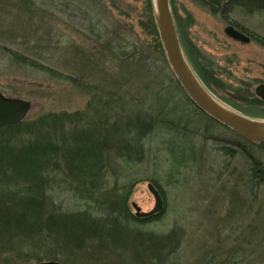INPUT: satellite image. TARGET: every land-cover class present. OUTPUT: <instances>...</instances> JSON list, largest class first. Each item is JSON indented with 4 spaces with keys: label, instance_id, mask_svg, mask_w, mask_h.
<instances>
[{
    "label": "rangeland",
    "instance_id": "1",
    "mask_svg": "<svg viewBox=\"0 0 264 264\" xmlns=\"http://www.w3.org/2000/svg\"><path fill=\"white\" fill-rule=\"evenodd\" d=\"M171 2L183 52L205 88L236 112L264 120V100L256 94L264 84V46L255 39L264 38V11L237 7L227 17L197 0ZM149 15L148 0H0V90L33 103L22 126L41 127L55 117L42 127L52 140L61 133L71 142L79 131L96 135L102 124L139 138L141 158L108 154L93 197L112 203L127 197L135 217L134 204L143 212L155 206L150 182L165 198L158 218L125 221L114 232L105 225L85 245L63 246L56 226L54 237L16 235L0 244V264H264V182L256 174H264V143L243 139L188 99L163 44V54L157 47ZM229 26L251 41L227 35ZM19 54L64 79L23 63ZM32 132L1 130L0 160L8 164L10 149L34 140ZM55 165L47 169L55 186L40 197L46 214L106 222L93 197L84 200L71 189L65 163Z\"/></svg>",
    "mask_w": 264,
    "mask_h": 264
},
{
    "label": "trees",
    "instance_id": "2",
    "mask_svg": "<svg viewBox=\"0 0 264 264\" xmlns=\"http://www.w3.org/2000/svg\"><path fill=\"white\" fill-rule=\"evenodd\" d=\"M197 1L214 13H222L224 16H227L237 7L243 8L248 12L264 11V0ZM148 8L151 34L163 54L164 51L155 20L152 0H148ZM255 39L264 46V38L256 37ZM18 56H20L18 58L23 63L38 68L50 74L53 78L64 79V75L57 70L42 66L36 60L28 61L24 55L19 54ZM202 79L206 82L204 77ZM67 116L62 115L64 124L68 118ZM55 119L58 120L55 117H45L44 121L41 120V123L44 124L41 127L36 123L23 127V123H21L17 126L0 129V131H22L24 128H28L29 131L33 129L32 134L36 133L34 140L27 144H22L16 149H10L8 164H6V160H0V244H11L12 238H15L16 235L17 237H26L32 234L41 235L40 233L43 232V234L50 233L49 236L54 237L51 234V226H56L58 228L57 234L55 233L56 239L63 246L85 245L89 237H97L96 235L100 234L105 225L106 227H112V232H114L116 227L126 225L125 221L136 223L144 220L130 214L126 206L127 197L122 201L123 204L121 202L112 203L109 198L105 201H99L98 197H93L97 193V188L100 189L101 178L99 177L104 170L105 162L108 160V154L115 152L118 157L126 160L133 157L141 158L143 145L138 140L139 138L132 136L130 139L128 136L105 130V126L102 124L101 130L96 135L95 130L90 132L79 131L74 136L75 140L71 142L67 139L69 137L67 134L61 133L56 140L55 138L52 140L51 136L48 137V134L46 135L45 132H42V127L47 126L48 123L55 121ZM52 124L56 125L55 122H52ZM142 126L144 130L147 128L145 123H142ZM151 127L152 125L150 124L149 129ZM53 129L57 131V125ZM139 135L142 136L141 133ZM82 139L86 141V145L82 143ZM61 161L65 163L63 169H65L67 175L74 177V183L70 185L71 189H76L84 200H92L91 197H93L94 205L104 210L101 217L104 215L106 222L101 219L94 220L88 216H79V218L72 220L69 218L58 220L54 219L56 217L46 214L44 199L40 197L46 198L48 191L55 186L52 184V176L47 172V169L51 162L56 163L55 167H59ZM261 179L264 182V174L261 175ZM11 184L15 185L16 191H11ZM64 189L66 190V186ZM157 216L146 220L150 221L158 218Z\"/></svg>",
    "mask_w": 264,
    "mask_h": 264
},
{
    "label": "water",
    "instance_id": "3",
    "mask_svg": "<svg viewBox=\"0 0 264 264\" xmlns=\"http://www.w3.org/2000/svg\"><path fill=\"white\" fill-rule=\"evenodd\" d=\"M154 13L160 40L163 44L168 62L188 97L209 117L232 129L243 139L253 142H264V120L246 117L219 102L194 74L183 52L177 26L175 23L171 0H154ZM226 33L235 40L248 43L251 38L233 26L226 28ZM257 96L264 100V84L256 88ZM33 108V103L18 97L6 96L0 90V129L22 123ZM262 127H261V126ZM258 128V129H256ZM148 189L155 198V206L149 212H142L134 204L136 216L147 218L160 214L164 209V200L154 183ZM36 264H62L60 262H39Z\"/></svg>",
    "mask_w": 264,
    "mask_h": 264
},
{
    "label": "flooded vegetation",
    "instance_id": "4",
    "mask_svg": "<svg viewBox=\"0 0 264 264\" xmlns=\"http://www.w3.org/2000/svg\"><path fill=\"white\" fill-rule=\"evenodd\" d=\"M189 99V98H188ZM262 143H264V142H262ZM257 144V143H256ZM259 144H261V143H259ZM259 173H257L256 172V174H260V173H262V175H263V172L260 170V171H258ZM260 179V181H261V177L259 178ZM156 186V185H155ZM157 187V186H156ZM158 188V187H157ZM158 190H159V188H158ZM160 191V190H159ZM160 193H161V191H160ZM161 195H162V193H161ZM162 197H163V195H162ZM163 200H164V208H165V198L163 197ZM142 211V210H141ZM163 211H164V209H163ZM162 211V212H163ZM143 212V211H142ZM155 216H157V215H155ZM151 217H154V216H151ZM151 217H149V218H151ZM145 219H148V218H145Z\"/></svg>",
    "mask_w": 264,
    "mask_h": 264
},
{
    "label": "bare ground",
    "instance_id": "5",
    "mask_svg": "<svg viewBox=\"0 0 264 264\" xmlns=\"http://www.w3.org/2000/svg\"><path fill=\"white\" fill-rule=\"evenodd\" d=\"M261 126V125H260ZM262 127V126H261ZM256 129H258V128H256Z\"/></svg>",
    "mask_w": 264,
    "mask_h": 264
}]
</instances>
